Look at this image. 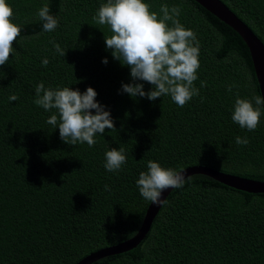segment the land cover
<instances>
[{
  "label": "trees",
  "instance_id": "obj_1",
  "mask_svg": "<svg viewBox=\"0 0 264 264\" xmlns=\"http://www.w3.org/2000/svg\"><path fill=\"white\" fill-rule=\"evenodd\" d=\"M220 1L264 46V0ZM143 2L158 19L162 5L179 7L180 23L199 41V95L183 107L170 95L150 101L120 91L132 82L130 68L106 50L109 27L93 20L107 0H6L21 33L0 66V264H78L131 237L149 203L136 185L149 160L264 181V116L254 131L231 119L237 93L259 95L241 38L192 0ZM44 4L58 20L55 31L43 30L37 12ZM40 82L53 89L94 88L117 131L97 134L92 147L63 142L59 129L46 123L56 110L34 103ZM229 85H235L231 92ZM13 94L18 100H9ZM237 136L249 143L237 145ZM111 148H123L127 156L118 172L104 167ZM185 179L165 196L135 246L82 264H264V193L203 174Z\"/></svg>",
  "mask_w": 264,
  "mask_h": 264
},
{
  "label": "clouds",
  "instance_id": "obj_2",
  "mask_svg": "<svg viewBox=\"0 0 264 264\" xmlns=\"http://www.w3.org/2000/svg\"><path fill=\"white\" fill-rule=\"evenodd\" d=\"M150 5L143 0H107L102 3L93 16L95 23L107 25L111 35L105 36L106 50H111L113 59L130 68L131 83H122L120 91L130 97H146L155 101L162 96L170 95L173 102L183 107L187 101L199 95L194 87L200 67L199 41L191 29L180 23V8L167 5L160 7L162 16L158 19L156 12L149 11ZM37 15L43 22V30L55 31L59 26L57 18L50 14L48 4L41 7ZM13 9L0 0V66L9 60L14 52L13 42L21 33V27L12 22ZM171 22V27L166 22ZM61 56L66 52L55 41H50ZM49 60L44 58L42 66ZM102 63L107 64L105 57ZM141 81V82H138ZM152 87L144 90V83ZM206 82H201V87ZM235 85H229L231 92ZM97 92L92 87L81 92L78 88H46L44 82L35 87L37 106L45 111L56 110L46 121L59 129L60 139L75 146L87 143L89 147L96 144L94 137L102 135L105 129L116 130L113 117L106 106L97 100ZM10 101L18 96H9ZM264 116V97L255 95L251 99L241 98L237 93L231 119L240 128L254 131ZM117 131V130H116ZM237 145H247V137L235 138ZM127 163L123 148H111L105 152L104 167L108 172H118ZM184 170L164 168L158 162L149 160L147 171H141L136 180L140 195L152 204L166 203L161 199L167 189H179L185 184ZM105 189L108 186L105 185Z\"/></svg>",
  "mask_w": 264,
  "mask_h": 264
},
{
  "label": "water",
  "instance_id": "obj_3",
  "mask_svg": "<svg viewBox=\"0 0 264 264\" xmlns=\"http://www.w3.org/2000/svg\"><path fill=\"white\" fill-rule=\"evenodd\" d=\"M203 8L206 12L217 18L230 29H232L243 41L249 55L252 66L254 78L259 90V95L264 97V46L260 40L250 31V29L237 18L232 11H230L220 0H192ZM184 177L191 174H203L210 176L212 179L231 186L235 189L264 193V181L246 179L236 175H229L222 172H217L211 168L204 166L193 165L183 168ZM171 188L163 192L161 199L165 196ZM160 205L152 204L150 201L147 204L143 213L141 222L136 232L129 238L104 249L98 250L84 257L78 264H82L86 260H93L108 254H114L128 250L135 246L138 241L146 233L151 220L159 209Z\"/></svg>",
  "mask_w": 264,
  "mask_h": 264
},
{
  "label": "bare ground",
  "instance_id": "obj_4",
  "mask_svg": "<svg viewBox=\"0 0 264 264\" xmlns=\"http://www.w3.org/2000/svg\"><path fill=\"white\" fill-rule=\"evenodd\" d=\"M230 11H231V10H230ZM233 14H234V13H233ZM234 15H235V14H234ZM236 176H237V175H236ZM243 178H244V177H243ZM259 181H260V180H259ZM83 258H84V257H83ZM83 258H82V259H83ZM82 259H81V260H82Z\"/></svg>",
  "mask_w": 264,
  "mask_h": 264
}]
</instances>
